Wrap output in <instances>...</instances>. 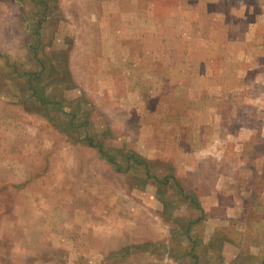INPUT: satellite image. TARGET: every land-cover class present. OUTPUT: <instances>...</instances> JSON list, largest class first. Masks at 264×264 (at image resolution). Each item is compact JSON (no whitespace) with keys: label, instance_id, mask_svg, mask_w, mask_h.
<instances>
[{"label":"rangeland","instance_id":"1","mask_svg":"<svg viewBox=\"0 0 264 264\" xmlns=\"http://www.w3.org/2000/svg\"><path fill=\"white\" fill-rule=\"evenodd\" d=\"M0 264H264V0H0Z\"/></svg>","mask_w":264,"mask_h":264}]
</instances>
